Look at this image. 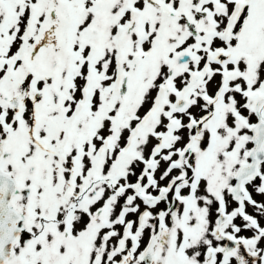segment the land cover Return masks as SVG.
<instances>
[{
    "label": "snow or ice",
    "instance_id": "snow-or-ice-1",
    "mask_svg": "<svg viewBox=\"0 0 264 264\" xmlns=\"http://www.w3.org/2000/svg\"><path fill=\"white\" fill-rule=\"evenodd\" d=\"M0 264H264V0H0Z\"/></svg>",
    "mask_w": 264,
    "mask_h": 264
}]
</instances>
